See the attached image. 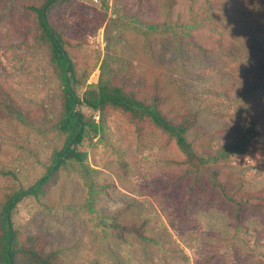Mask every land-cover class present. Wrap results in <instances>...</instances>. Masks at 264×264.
<instances>
[{
	"label": "rangeland",
	"instance_id": "374dc122",
	"mask_svg": "<svg viewBox=\"0 0 264 264\" xmlns=\"http://www.w3.org/2000/svg\"><path fill=\"white\" fill-rule=\"evenodd\" d=\"M21 1L45 0H0V88L26 118L0 109V207L49 171L64 142L61 82L37 40L36 13ZM149 21L160 29L147 30ZM52 25L66 40L79 94L101 66L116 84L123 68L157 66L168 105L196 114L189 137L198 151L244 128L251 140L245 153L210 167L220 188L149 119L82 107L101 125L78 146L84 164L63 163L44 195L20 198L11 214L18 236L39 237L62 264H264V207L244 199L264 196V0H74ZM223 189L243 200L240 225Z\"/></svg>",
	"mask_w": 264,
	"mask_h": 264
},
{
	"label": "trees",
	"instance_id": "16d2710c",
	"mask_svg": "<svg viewBox=\"0 0 264 264\" xmlns=\"http://www.w3.org/2000/svg\"><path fill=\"white\" fill-rule=\"evenodd\" d=\"M74 0H45L42 5L25 3L21 6L31 9L36 13V20L39 26L37 40L41 45L49 49L50 62L56 76L61 82L63 97V110L57 123L58 130L64 134V142L60 149L55 152L53 164L49 171L43 175L29 189H16L11 191L0 207V264H62L55 252H46L38 237L28 236L21 239L13 228L11 214L20 198L28 193L39 198L46 192V185L51 179L52 171L58 169L63 163L70 161L83 165L85 153L78 149L83 139L89 133L97 134L101 125L92 118L88 119L81 111L87 107L92 111H99L100 114L107 106H114L127 112L133 119H149L155 126L162 129L174 139L179 149L183 152L186 162L200 175L207 172L211 175L213 183L222 187L218 181V174L211 166L227 161L236 154H243L247 151L251 132L249 128L241 129L240 136L233 141L224 143L213 151L200 152L196 149L189 132L196 123V114L188 111H181L176 107L168 105L169 95L165 92L163 81L165 72L154 66L150 73L141 72L137 74L135 68H123L122 83L116 84L111 74L100 67L98 81L87 85L82 94L77 91L78 78L75 73V64L67 48L63 34L52 25L53 16L63 8L70 6ZM174 3L168 1L167 7L171 10ZM223 7L236 16L243 15V10L233 4L223 3ZM221 10V9H220ZM189 27L190 25H185ZM147 30L157 31L159 24L149 21L146 23ZM171 29V26H168ZM147 30H143L146 32ZM189 32V31H188ZM191 40L195 43L192 34ZM154 51L153 49L151 50ZM129 67V66H128ZM151 89V91H150ZM149 90V95L146 91ZM0 109L10 116L24 122L26 119L23 113L13 105L9 95L0 88ZM225 198L232 202L236 208V225H240L244 205L239 197L228 193L223 189ZM245 202L256 203L264 207V196L245 197ZM124 229V226L121 225ZM141 239L147 237L138 227H129Z\"/></svg>",
	"mask_w": 264,
	"mask_h": 264
}]
</instances>
